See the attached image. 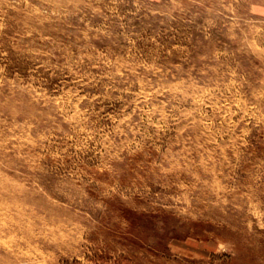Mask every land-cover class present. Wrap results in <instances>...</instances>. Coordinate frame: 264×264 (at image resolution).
Segmentation results:
<instances>
[{
  "label": "rangeland",
  "instance_id": "1",
  "mask_svg": "<svg viewBox=\"0 0 264 264\" xmlns=\"http://www.w3.org/2000/svg\"><path fill=\"white\" fill-rule=\"evenodd\" d=\"M0 264H264V0H0Z\"/></svg>",
  "mask_w": 264,
  "mask_h": 264
}]
</instances>
